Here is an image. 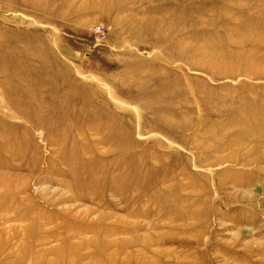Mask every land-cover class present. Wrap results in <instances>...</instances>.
Segmentation results:
<instances>
[{
	"label": "rangeland",
	"instance_id": "374dc122",
	"mask_svg": "<svg viewBox=\"0 0 264 264\" xmlns=\"http://www.w3.org/2000/svg\"><path fill=\"white\" fill-rule=\"evenodd\" d=\"M34 263L264 264V0H0V264Z\"/></svg>",
	"mask_w": 264,
	"mask_h": 264
},
{
	"label": "bare ground",
	"instance_id": "6f19581e",
	"mask_svg": "<svg viewBox=\"0 0 264 264\" xmlns=\"http://www.w3.org/2000/svg\"><path fill=\"white\" fill-rule=\"evenodd\" d=\"M96 244V243H95ZM91 245V244H90ZM86 247H89V245L88 244H83V245H81V246H76V247H74V246H72V245H68L67 246V248H70V252H73V253H75V252H77V251H80L81 249H84V248H86ZM72 250V251H71ZM93 255H94V257L96 258V252H93ZM42 257V253H38L37 252V256L35 257L37 260H38V258H41ZM82 257H83V255L81 254V255H79V257H77V260H82ZM25 259V258H24ZM115 259V258H114ZM22 262H23V259H22ZM35 264V263H34ZM37 264V263H36Z\"/></svg>",
	"mask_w": 264,
	"mask_h": 264
}]
</instances>
